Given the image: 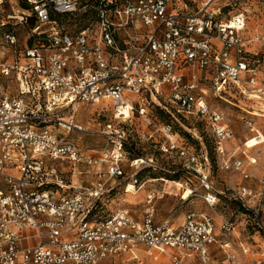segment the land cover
I'll use <instances>...</instances> for the list:
<instances>
[{"label":"built area","instance_id":"built-area-1","mask_svg":"<svg viewBox=\"0 0 264 264\" xmlns=\"http://www.w3.org/2000/svg\"><path fill=\"white\" fill-rule=\"evenodd\" d=\"M229 1L22 0L25 9L0 22L8 27L0 42V264H104L137 246L167 264H244L229 241L220 244L223 261L211 259L217 243L211 214L190 212L178 228L168 219L155 224L153 201L163 193L148 194L141 219L127 209L96 219L117 181L129 193V185L142 187L137 174L144 169L196 178L197 186H183L189 198L199 197L214 214L224 200L238 204L264 242V176L260 192L216 190L207 152L173 129L194 121L212 136L216 165L250 178L245 162L225 148L234 139L226 116L208 100V92L225 102L233 95L249 99L264 62L247 50L251 42L263 47L264 35L248 39L246 15L232 14ZM22 26L28 42L16 33ZM99 103L109 104L111 121L93 133L78 112ZM240 120L260 137L248 115ZM133 121L152 129L148 140L177 168L138 155L127 143ZM95 135L104 140L101 149L78 144ZM127 154L130 175L123 168ZM83 174L92 181L71 182ZM219 216V234L229 238L236 223ZM237 246L251 264H264L263 246Z\"/></svg>","mask_w":264,"mask_h":264},{"label":"rangeland","instance_id":"rangeland-1","mask_svg":"<svg viewBox=\"0 0 264 264\" xmlns=\"http://www.w3.org/2000/svg\"><path fill=\"white\" fill-rule=\"evenodd\" d=\"M229 4L230 11L232 12V14L238 12L245 13L247 18L245 35L248 39L257 38L264 35V0H230ZM24 9L25 5L23 4L22 0H5L0 5V22L7 23V15H12L13 13H17ZM7 29L8 27L0 28V42ZM27 31V28H24L23 26L16 27V33L21 43L25 41L28 42ZM247 50L252 54L257 53L264 56V46L261 47L260 44H257L255 42H251L248 45ZM6 84H8L7 89L9 90V92L12 95H15V82L9 79L7 80ZM259 89L262 90L261 94H259L257 91ZM253 91L254 92L251 94L249 99L239 95H233L231 98L226 99L228 102L214 100L211 97L212 95L210 94V92H208V100L210 101L213 107L217 108L219 111L224 113L228 120V124L234 133V139L225 144V148L229 151L238 150L237 155L242 158L246 156L244 152H246V154L249 156V152L264 148L263 143L253 149H245L244 144L248 141V139L253 138L255 134L254 132H250L249 129L245 127L242 124V121L240 120L242 117L248 115V117L253 122V127L258 129L260 131V134L264 136V109L261 108L264 107V62L259 68L258 83L255 89H253ZM252 95H258L261 100L256 101L257 98H252ZM246 111L250 112V114ZM78 115V117H80L78 119L80 120L82 125L93 133H97L102 130V127L111 121V109L109 104L107 103L83 106L80 108ZM186 123L187 124H183V126L186 127L187 130L181 128L177 123L173 124L174 132H176L179 137L186 142L187 145L193 147L196 150L204 149L207 152L211 166L209 174L211 178L210 180L214 182V184L223 183V180L219 177L220 174H217V168L215 167L217 166V158L215 154V145L212 136L206 129L202 128L200 125H195L194 121L189 120ZM194 126L196 127L195 130H193L192 128ZM126 130L128 138L127 143L132 145V148L138 153L139 156L153 158L157 161L159 165H164L165 167H168L170 169L173 167L177 168L176 165H172L171 160H166L165 158H163L158 152V147L153 144L150 140H148V133L152 130L150 127H147L145 126V124H141L140 122L133 121V125L131 127H127ZM72 137L77 138L76 136ZM197 137L201 140V145L200 143H198L199 141ZM260 139L264 140V137L260 136ZM78 144L83 146L84 148H89L97 151L99 148L101 149L103 147L104 140L98 135H95L94 137L90 138L81 137ZM232 146H234V148ZM126 149L127 152L130 153L128 146L126 147ZM129 159H131V156L127 154L125 160L123 161V168L124 171L127 173L126 175H130L128 173L132 171L128 166ZM147 172H149L150 174H147ZM160 172L161 171H152L150 169H144L143 172H139L137 174L138 183L145 182L155 177H163L170 182H179L183 186L186 182H190L189 184L193 187L194 185H196L197 182L195 178L188 177L187 174L166 175L161 174ZM86 175H81L78 180L81 181L82 179L84 181L83 183L86 184V180L84 179ZM66 176H69V174H66ZM187 178H189L190 180L188 181ZM118 182H120V185H118L116 189L112 192V194H110V199L108 200L106 206L98 210L99 216L97 215L96 219L106 217L119 209H127L130 212L134 213L136 218H143V211L146 209L144 197L142 200L137 201L138 194L136 196H131L129 193H125L124 186L126 182H124V180H118L117 183ZM151 184L152 183L146 184L145 189H156L153 188L154 186H151ZM162 184H164L165 186H169V183ZM159 186L160 184L158 185L157 190H159ZM231 191L233 190H226V192ZM165 192H168L170 194L168 196L163 195L162 198L154 199L153 201V210L156 221H160L169 217L173 213L172 210L175 208V204H178L179 199L182 195V189H178L175 186H172L170 189H165ZM158 193L161 194L160 191ZM132 198L136 200V203L131 202ZM183 209L184 208H181V210ZM215 211L217 216L220 217V209L217 208ZM181 214L182 213L177 214L173 218V222H175L176 224H180L181 219H178V216ZM218 222H220V218L218 219ZM241 235H243V233ZM257 239H259V237ZM251 242H253L252 244L255 246L264 247V242L262 241H257L256 243L251 239ZM155 256L159 255L157 253L149 255L143 246H137L132 249L131 252L126 250L118 256L104 261V264H167L166 260H163L161 263H158L163 259V256H159L162 258L161 260L154 259ZM154 260H157V263Z\"/></svg>","mask_w":264,"mask_h":264},{"label":"crops","instance_id":"crops-1","mask_svg":"<svg viewBox=\"0 0 264 264\" xmlns=\"http://www.w3.org/2000/svg\"><path fill=\"white\" fill-rule=\"evenodd\" d=\"M246 112H248V111H246ZM248 113L250 114V112H248ZM253 131H256L260 134V131L258 129H256L255 127H253ZM260 136L264 137L261 134H260ZM263 143H264V140H261L260 137L256 138L254 136L253 138L248 139V141L246 142V145H244V147H245V149H253V148H255V147H257ZM232 147L234 148V146H232ZM237 151L238 150H234L236 158L242 159L245 162V164H247L248 174L249 175L251 174L250 178L248 180H243L242 177L240 176L239 172L224 171L219 167V163L217 162V166H215V167L217 168L216 169L217 174H220L219 177L223 180V183L214 184V182H212L210 180L212 182L214 188L216 190L226 191V190L231 189V190L235 191L239 188L244 187V188L251 189L254 192L262 191L263 188L259 184V179L262 176H264V148L249 152L248 153L249 156L246 154V152H244V154L246 155V156H244V158L238 156ZM143 171H141V172H143ZM160 173L165 174L162 172H160ZM147 174H150V173L147 172ZM252 177H254V178H252ZM78 178H80V177H74L71 182L74 184H76V183L79 184V183L84 182L82 179H81V181H79ZM209 178H210V176H209ZM84 179L86 180L85 182L88 183V182L92 181L93 178L91 175H86L84 177ZM187 180H190V179L187 178ZM149 183H152L151 186H154L153 188H156V189H150V190L145 189V185L149 184ZM157 183L160 184L159 190H157V187L159 185ZM162 183H169V186H165ZM139 184H141L142 187H139V186L134 187L137 191H135L133 193H129V194L131 196H136L138 194L137 201L142 200L144 197L145 203L147 200V196L150 192H157V191L159 192L160 191L164 195L168 196L170 193H168V192L166 193L165 189H170L172 186H175L178 189H182L181 183L170 182L163 177L151 178V179H149L145 182L139 183ZM198 184H199V182L197 180L196 185H194V186H197ZM202 192L203 191L200 189V193H202ZM131 202L136 203V200L132 198ZM175 205H176L175 208L172 210L173 213L169 217L166 218L169 220V224L171 227L178 228L183 223L185 216L190 212H205V213L211 214L213 216V219H214L216 226L218 227V223H219L218 219L220 217H218L217 214H214L213 212H211L199 197H191V198L187 199L186 193L182 189V195L179 199V202H178V204H175ZM146 208H147V203H146ZM181 208H184V209L181 210ZM218 208L220 209V212L223 215H225L227 217H233V219L236 223V228H235V231L230 235L229 238H224L219 234V230L216 227L215 233L217 235V243L210 246V248H209V254H210L211 259L214 262L223 261L224 255H223L222 251L220 250V244L225 242V241H229L231 250L234 254H236L237 260L243 262L244 264H251L253 257L252 256H242L240 254V250L237 246V242H242V243L248 244L252 248V251H253L254 248L259 247V246H253V244H252L253 242H251V239L257 243V241H262L261 238L257 239L258 238L257 235L255 233L251 232V230H252L251 226L249 225L248 221L246 220L244 214L241 213L238 204L231 203V202L224 200L221 202V204L219 205ZM145 210L143 211V215H144ZM179 213H182L181 215L178 216V219H181V223L176 224L175 222H173V218ZM132 215L136 218L134 213H132ZM214 215H216V216H214ZM136 219H138V218H136ZM153 219H154L155 224H159L160 222L166 220V219H162L160 221H156L155 216ZM262 222L264 223V211L262 213ZM242 233H243V235H241ZM154 259L161 260L162 258L159 256H155ZM163 260H166V258L163 257V259L158 263H161ZM154 261L157 263V260H154Z\"/></svg>","mask_w":264,"mask_h":264},{"label":"bare ground","instance_id":"bare-ground-1","mask_svg":"<svg viewBox=\"0 0 264 264\" xmlns=\"http://www.w3.org/2000/svg\"><path fill=\"white\" fill-rule=\"evenodd\" d=\"M252 98H257V100L256 101H260L261 100V98L259 97V96H252ZM252 100V99H251ZM260 104V103H259ZM262 105V104H261ZM262 109H264V107H261ZM182 189H183V185H182ZM184 190V192L186 193V197H187V199L189 198V194H190V192L188 191V190H186L185 188L183 189ZM135 191H137L133 186H131V185H129L128 186V188H127V192H129V193H133V192H135ZM236 234V233H235ZM135 257V256H134Z\"/></svg>","mask_w":264,"mask_h":264},{"label":"trees","instance_id":"trees-1","mask_svg":"<svg viewBox=\"0 0 264 264\" xmlns=\"http://www.w3.org/2000/svg\"><path fill=\"white\" fill-rule=\"evenodd\" d=\"M154 115L158 117V119H160L161 121H166L165 119V115L159 110V109H155L154 110ZM199 143V142H198ZM215 147V146H214ZM99 210V209H98ZM98 210H96V214L98 215ZM99 216V215H98ZM251 232L254 233L253 228H251Z\"/></svg>","mask_w":264,"mask_h":264}]
</instances>
